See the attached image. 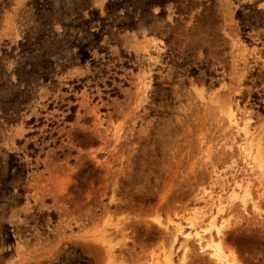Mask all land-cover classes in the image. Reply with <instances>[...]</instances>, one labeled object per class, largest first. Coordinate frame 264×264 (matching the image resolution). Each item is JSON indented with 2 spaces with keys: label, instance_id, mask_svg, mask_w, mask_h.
<instances>
[{
  "label": "rangeland",
  "instance_id": "rangeland-1",
  "mask_svg": "<svg viewBox=\"0 0 264 264\" xmlns=\"http://www.w3.org/2000/svg\"><path fill=\"white\" fill-rule=\"evenodd\" d=\"M106 1L0 0V95L25 93L0 109V264H224L212 217L228 260L264 264V0H166L131 28Z\"/></svg>",
  "mask_w": 264,
  "mask_h": 264
},
{
  "label": "trees",
  "instance_id": "trees-1",
  "mask_svg": "<svg viewBox=\"0 0 264 264\" xmlns=\"http://www.w3.org/2000/svg\"><path fill=\"white\" fill-rule=\"evenodd\" d=\"M165 1L166 0H107L104 5L105 15L104 17L100 19L103 21L104 19L112 18V16L121 17L123 21L122 25H124L125 27H128V28L137 27L138 20L139 22H142L147 17L153 15L150 12V10L154 5L162 6L163 2ZM35 3L37 6H41V4H38L37 0H35ZM119 4L124 5L123 6L125 8L124 12L122 14H118L117 16H115V13H116L115 10L118 9L117 6ZM161 12L162 10H160L157 13V15L161 14ZM210 14H211L210 12L205 13L204 11H201L198 16H195V18L198 21L201 19L203 20L207 18V16H210ZM92 19L93 18L80 20V22L78 23H73V22L68 23L66 25V30L64 31L61 40L68 41L69 38L73 36V34L80 35L82 39H86L88 35L90 34L88 23ZM72 31H75V33H72ZM171 35L172 34L168 35L167 37H164V41L168 45L167 52L165 53L167 62L174 65V67L178 69H182V67H185V69L183 70L184 71L186 70V72L189 74H193V75L196 74L199 69L203 68L201 67L200 62L192 60V54L190 56V54H187L184 51L178 50V48L174 46V43H171V39H172ZM187 66H189V68H187ZM206 74L211 75L213 73L206 69ZM17 94H19L20 97L21 95H25L24 90H20L14 95L10 94V96L6 95L4 97L0 95L1 115L2 117H4L6 121L14 122L17 119V110H18V105L20 104V101L17 100ZM23 101H24V98H23ZM75 107H76L75 105L70 106L69 109L71 113L66 116L67 119L72 117V113L74 112Z\"/></svg>",
  "mask_w": 264,
  "mask_h": 264
},
{
  "label": "bare ground",
  "instance_id": "bare-ground-1",
  "mask_svg": "<svg viewBox=\"0 0 264 264\" xmlns=\"http://www.w3.org/2000/svg\"><path fill=\"white\" fill-rule=\"evenodd\" d=\"M245 120H246L245 116H241V117L234 116L230 121L233 122V125H234V128H235L236 132L237 131L238 132L241 131L243 136L246 137L248 135L249 130H248L247 126H246ZM243 150H244V147H243ZM247 154H250L249 151H247ZM250 158L253 160V162L255 161L256 165L259 168H262V162L260 160V156H259L258 151L253 157H250ZM234 194L236 195V193H234ZM246 194H247V192L245 191L243 196H242V198H241L242 200H244V196ZM219 210H222V209H218V211ZM191 225H192V223H191ZM222 227H223V221L216 225L214 223V217H212L210 219L209 226L205 230L210 231L213 228L214 232L216 234V238H213L212 234L211 235L209 234V236H210L209 240L206 241L204 246L207 247V248H210L209 254H210V256L214 257L215 260H217L219 262H223L224 264H234V261H230V260L227 259L226 255L223 253V250H222L221 245H220L219 234L221 233ZM176 232L177 233L180 232L183 235V237H188L191 234L193 237H196L198 240H200L202 238V233L200 231H194L193 233H189V232L184 233L181 230L180 226L176 227Z\"/></svg>",
  "mask_w": 264,
  "mask_h": 264
}]
</instances>
